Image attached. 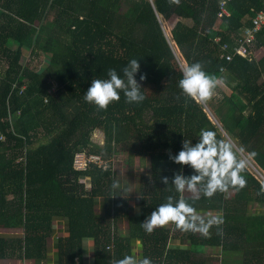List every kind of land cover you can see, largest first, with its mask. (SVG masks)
<instances>
[{
	"label": "trees",
	"instance_id": "obj_1",
	"mask_svg": "<svg viewBox=\"0 0 264 264\" xmlns=\"http://www.w3.org/2000/svg\"><path fill=\"white\" fill-rule=\"evenodd\" d=\"M219 1L0 0V232L21 233L0 236V259H44L54 220L61 218L68 223L59 241L61 264H83L85 240L92 243L93 264H111L130 254L131 239L141 242L142 257L152 264H207L201 248L220 264H264V55L225 61L264 0H231L221 18ZM254 46L264 48V25ZM133 58L140 64L136 80L146 74L141 104L126 103L122 92L107 110L85 102L94 78H106L109 68L119 72ZM194 62L231 94L217 86L206 103L185 97L181 69ZM202 128L246 158V187L211 198L182 194L202 213L223 214L209 238L172 224L146 233L140 226L146 217L169 195H181L161 178L171 183L175 172L192 174L169 153L177 154L184 140L196 143ZM95 131L102 132V144L92 140ZM79 154L99 161L78 170ZM119 154L148 162L149 173L130 184L133 202L112 188L123 180ZM123 219L126 238L116 228Z\"/></svg>",
	"mask_w": 264,
	"mask_h": 264
},
{
	"label": "clouds",
	"instance_id": "obj_2",
	"mask_svg": "<svg viewBox=\"0 0 264 264\" xmlns=\"http://www.w3.org/2000/svg\"><path fill=\"white\" fill-rule=\"evenodd\" d=\"M139 72L140 64L135 58L130 59L119 72L115 68L107 69L106 78L92 80L90 87L84 93L85 102L95 105L98 109L107 110L111 103L120 100L122 92L126 103L141 104L146 97L141 91L140 82L146 80V74H141L138 82L135 77ZM181 72L182 78L178 82V87L185 97L199 103L211 100L220 83L217 76L207 73L201 62L184 66ZM250 155L255 156L256 153ZM169 159L177 165L190 167L192 174L186 176L182 171L175 172L171 183L168 177H162L161 183L171 184L175 192L181 195L179 198L169 195L166 202L156 207L140 226L150 234L157 228L172 224L179 231L198 233L209 238L210 229L223 224V214L202 213L182 194L190 193L197 198L202 194L205 198H211L217 192H228L230 188L243 189L247 185L242 175L247 167V161L238 156L230 142L218 139L217 134L207 128L200 130L196 143L184 140L181 150L175 155L169 153ZM112 188L121 193L124 191L118 180L113 181ZM260 191L264 193V185L261 186ZM111 264H152V262L147 257L127 254L121 259H113Z\"/></svg>",
	"mask_w": 264,
	"mask_h": 264
},
{
	"label": "crops",
	"instance_id": "obj_3",
	"mask_svg": "<svg viewBox=\"0 0 264 264\" xmlns=\"http://www.w3.org/2000/svg\"><path fill=\"white\" fill-rule=\"evenodd\" d=\"M263 55H264V48L254 46L251 49L250 57H252L253 59L259 60ZM128 180L129 179L126 178L125 180L123 179L120 182L121 185L123 186L124 194L121 192L119 194H121L122 197L129 199L130 202H133L136 198V195L134 193L131 195V192L129 190L130 183ZM100 206L101 204H99L96 208V213L98 214V216L103 215L102 208H100ZM124 221L127 222L125 219H123L121 222H124ZM119 224L120 222L117 224V227H116L117 234L121 238H126L128 235V232L127 234L121 235L120 232H118ZM165 227L170 228V224ZM67 235H68L67 221L65 219L57 218L54 220L51 235L47 239L46 254H45L44 259L40 261H34V260H21V259H16V258H8V259H0V264H61L59 241L63 240ZM7 237H11V235H8ZM130 254H135L137 256L142 257V245L139 240L131 239ZM80 255H81L80 259L83 264H93V247L90 241L85 240L83 242Z\"/></svg>",
	"mask_w": 264,
	"mask_h": 264
},
{
	"label": "rangeland",
	"instance_id": "obj_4",
	"mask_svg": "<svg viewBox=\"0 0 264 264\" xmlns=\"http://www.w3.org/2000/svg\"><path fill=\"white\" fill-rule=\"evenodd\" d=\"M175 20L171 19L170 21L165 23V27L166 30L169 31V29L174 25ZM255 49V48H254ZM93 50L89 49V50H77L78 54H85V55H89L92 53ZM28 59V52L24 53L23 58H22V63L26 62ZM43 63V58L38 60V64L36 63V66L40 67V65ZM264 77V76H263ZM218 86L220 87V89H222V91L226 94V95H230L231 94V90L228 87H225V85L223 83H219ZM92 140L96 143L102 144L103 142V134L100 131H95L92 135ZM77 160H79L80 162H78V166L83 165V161H81L80 159L77 158ZM116 165H119L120 168V179H124L126 177H128L129 179V183L130 184H134V181L137 177L141 176V175H146L149 173V166H148V162L144 159H139L138 157H133L130 162L129 160H127V158H125L123 155L119 154V156L116 157V161H115ZM259 178L261 180H264V178L262 176H259ZM119 179V180H120ZM132 190H131V195H132ZM183 195H187V196H193V194L190 193H184ZM262 209L259 206H255L254 210L256 209ZM128 223L127 222H120V224L118 225V232H120V234H127L128 232ZM20 232H17L16 234H8V233H1L0 232V236H8L11 235L13 236H20ZM202 253H204L205 255L209 256L210 259L207 261V264H220V257H216L213 255H210V253L208 252V250L201 248Z\"/></svg>",
	"mask_w": 264,
	"mask_h": 264
},
{
	"label": "built area",
	"instance_id": "obj_5",
	"mask_svg": "<svg viewBox=\"0 0 264 264\" xmlns=\"http://www.w3.org/2000/svg\"><path fill=\"white\" fill-rule=\"evenodd\" d=\"M231 0H220L218 3V14L217 17L221 18L224 16H228L229 13L227 11L226 5ZM264 25V6L263 10L259 11L251 20L250 26L242 29L239 33L238 38L234 41V47L232 48V52L227 53L225 55V61L230 62L235 55H239L242 57H250L251 49L254 46L255 35L260 31L262 26ZM228 45L224 44L223 49L227 50ZM220 71L223 72L224 68H220ZM1 137V136H0ZM83 161V165L78 166L79 160ZM99 158L96 156L86 157L84 154H79L75 157L74 167L78 170L85 169L86 165L90 162H97Z\"/></svg>",
	"mask_w": 264,
	"mask_h": 264
},
{
	"label": "water",
	"instance_id": "obj_6",
	"mask_svg": "<svg viewBox=\"0 0 264 264\" xmlns=\"http://www.w3.org/2000/svg\"><path fill=\"white\" fill-rule=\"evenodd\" d=\"M179 65H180V62H179ZM246 160V158H244ZM247 161V160H246ZM254 169V168H253ZM255 170V169H254ZM256 171V170H255ZM257 172V171H256ZM258 173V172H257Z\"/></svg>",
	"mask_w": 264,
	"mask_h": 264
}]
</instances>
